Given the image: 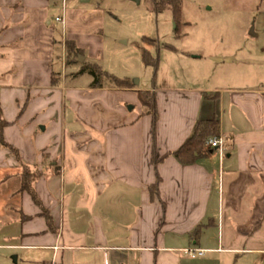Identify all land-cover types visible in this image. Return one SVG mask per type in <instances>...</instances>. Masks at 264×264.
Wrapping results in <instances>:
<instances>
[{"label": "crops", "instance_id": "1", "mask_svg": "<svg viewBox=\"0 0 264 264\" xmlns=\"http://www.w3.org/2000/svg\"><path fill=\"white\" fill-rule=\"evenodd\" d=\"M97 1L0 0L3 139L42 172L33 189L52 228L18 187L8 247L43 264H264V48L235 56L212 87L68 86L58 73L65 41L75 43L67 23L101 18L89 7ZM138 91L153 93L155 120ZM212 118L224 154L180 164L172 153ZM5 162L18 168L0 145ZM188 248L205 254L192 259Z\"/></svg>", "mask_w": 264, "mask_h": 264}, {"label": "rangeland", "instance_id": "2", "mask_svg": "<svg viewBox=\"0 0 264 264\" xmlns=\"http://www.w3.org/2000/svg\"><path fill=\"white\" fill-rule=\"evenodd\" d=\"M97 2L89 7L100 11L101 18L67 23L72 30L70 38L82 50L72 62L63 58L58 66L68 86L90 87L93 77L78 72L82 65L94 64L142 90L212 87L219 83L220 69L232 71L235 56L264 48V0H180L176 30L171 11L154 13L151 0ZM143 52L157 62L156 68L142 63ZM79 58L84 61L79 62ZM100 83L114 86L107 76ZM18 170L6 162L0 166V180L9 177L0 182V264H43L36 252L8 247L15 243L11 239L19 231L8 210L16 204L9 195L19 187L20 179L14 175ZM229 264L252 263L241 258L236 263L231 259Z\"/></svg>", "mask_w": 264, "mask_h": 264}, {"label": "trees", "instance_id": "3", "mask_svg": "<svg viewBox=\"0 0 264 264\" xmlns=\"http://www.w3.org/2000/svg\"><path fill=\"white\" fill-rule=\"evenodd\" d=\"M180 0H151V7L154 13H160L164 10H170L173 16V21L175 23V30L177 27V22L180 17ZM145 42L149 41L143 39ZM151 41V40H150ZM152 42V41H151ZM165 48L171 49L169 45H166ZM82 55V50L77 48L73 41H66L65 43V59L68 63L72 62V58H76ZM142 63L145 66L157 67V62L154 61L147 52H143L141 55ZM88 72L92 77L93 81L91 83V88H100L101 87V78L107 76L117 88H126L131 89L133 85L128 81L117 79L112 75L106 74L102 71L97 65H82L79 74ZM55 77L52 76L51 84H55ZM137 99L140 103L143 113L151 115L152 119H156V108H155V98L153 93L149 91H138ZM8 125V123L2 118L0 112V145L1 147L7 149L18 163V177L20 179V185L18 192H25L29 195L34 205L40 210V216L45 220L47 227L51 230V218L48 211L43 207L39 197L33 189V183L42 176V172L36 168H30L22 163L18 151L7 144L3 139V129ZM219 134V125L218 121L214 118L198 121L194 124L192 134L187 138L183 144L172 153L175 159L182 165H190L195 163L198 159H201L208 155V151L204 148L205 141ZM152 162L156 165L157 160L153 156ZM150 194L153 198L157 195L156 193V184L150 187Z\"/></svg>", "mask_w": 264, "mask_h": 264}, {"label": "built area", "instance_id": "4", "mask_svg": "<svg viewBox=\"0 0 264 264\" xmlns=\"http://www.w3.org/2000/svg\"><path fill=\"white\" fill-rule=\"evenodd\" d=\"M56 23L63 24V18L62 17H57L55 18ZM225 137L226 135H218L214 137H210L205 141V149L209 152L216 151L219 153L220 156H222L227 149L225 145ZM182 253L186 255L187 257H190L192 259L201 257L205 254V251L200 250V249H193V248H188L182 250Z\"/></svg>", "mask_w": 264, "mask_h": 264}, {"label": "water", "instance_id": "5", "mask_svg": "<svg viewBox=\"0 0 264 264\" xmlns=\"http://www.w3.org/2000/svg\"><path fill=\"white\" fill-rule=\"evenodd\" d=\"M130 1H133V2H135V3H138L139 2V0H130ZM251 34V33H250ZM253 34V33H252ZM79 62H81V61H83V59L82 58H79V60H78ZM14 260H15V257H14Z\"/></svg>", "mask_w": 264, "mask_h": 264}]
</instances>
